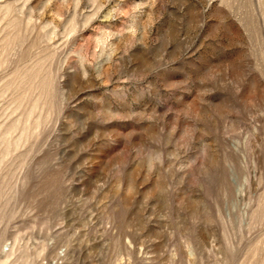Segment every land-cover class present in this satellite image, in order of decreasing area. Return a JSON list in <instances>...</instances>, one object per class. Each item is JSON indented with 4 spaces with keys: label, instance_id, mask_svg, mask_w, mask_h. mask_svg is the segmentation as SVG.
Returning a JSON list of instances; mask_svg holds the SVG:
<instances>
[{
    "label": "rangeland",
    "instance_id": "obj_1",
    "mask_svg": "<svg viewBox=\"0 0 264 264\" xmlns=\"http://www.w3.org/2000/svg\"><path fill=\"white\" fill-rule=\"evenodd\" d=\"M0 264H264V0H0Z\"/></svg>",
    "mask_w": 264,
    "mask_h": 264
}]
</instances>
